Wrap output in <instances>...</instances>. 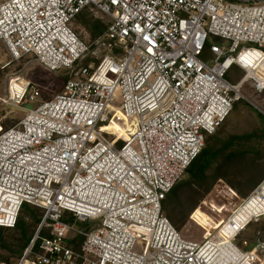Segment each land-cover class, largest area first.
<instances>
[{
	"label": "built area",
	"instance_id": "2783aa9c",
	"mask_svg": "<svg viewBox=\"0 0 264 264\" xmlns=\"http://www.w3.org/2000/svg\"><path fill=\"white\" fill-rule=\"evenodd\" d=\"M85 10L107 24L90 43L72 27ZM0 43L66 77L0 132V227L25 204L43 211L14 264H264V230L242 247L241 231L191 242L164 212L240 98L227 74L264 90V0H3ZM16 78L9 100L38 102ZM258 195L264 180L242 204Z\"/></svg>",
	"mask_w": 264,
	"mask_h": 264
},
{
	"label": "rangeland",
	"instance_id": "374dc122",
	"mask_svg": "<svg viewBox=\"0 0 264 264\" xmlns=\"http://www.w3.org/2000/svg\"><path fill=\"white\" fill-rule=\"evenodd\" d=\"M88 13L93 17L96 16L94 12L89 11ZM88 13L85 15L90 17ZM97 16L95 18L101 17L100 14ZM103 20L106 22L105 19ZM72 27L85 42L90 43L94 40L90 28L85 27L81 20L77 19ZM252 56L253 59H259L260 53L252 54ZM16 77L30 81L39 87L42 97L38 102L21 105L9 100V84L11 79ZM244 77L245 73L236 67L229 72L228 80L238 90L233 91L232 96L236 97L238 92L240 98L221 128L208 137L206 147L219 146L221 141L229 135L254 132L261 134L258 138L244 143L238 161L227 163L220 170L214 165L208 171L209 179L205 181L208 183L202 185L191 183L187 171L182 176L178 184L184 185L180 187L177 195L167 200L165 213L182 238L187 241L202 242L217 234L220 240H227L232 238V234L241 231L234 242L242 247L244 241L248 243L252 241L257 230H264V217L249 226H247L248 223L237 232H232L230 226L233 224L230 220L239 206L264 180V90L258 91L253 81L244 79ZM65 80L66 77L50 72L33 56L15 59L0 43V132L2 129L8 130L22 119L25 112L23 108H34L38 103L47 101L58 94L63 89ZM216 174H219L221 178L212 183ZM208 185L210 189L205 191ZM233 186L240 188V191L238 192ZM226 187L231 188L229 195ZM33 213L42 214L41 211L35 209H24L20 214L21 220L27 225L29 234L33 233L36 228L32 218ZM221 222L217 230L210 231L212 223L218 225ZM23 243L20 230L6 228L1 230L0 256L15 257V259L10 258L11 263L14 264L19 254L10 249L19 251Z\"/></svg>",
	"mask_w": 264,
	"mask_h": 264
},
{
	"label": "trees",
	"instance_id": "16d2710c",
	"mask_svg": "<svg viewBox=\"0 0 264 264\" xmlns=\"http://www.w3.org/2000/svg\"><path fill=\"white\" fill-rule=\"evenodd\" d=\"M88 12H89L88 10L83 11L81 14H79L77 16L76 20L77 19L81 20L82 24L85 25V27L90 28V30L94 36V40H95L98 36H100L101 34H103L106 31L107 24L103 19L95 18V17L91 16ZM87 13L89 14L90 17L85 15ZM219 41H220L219 39H216L215 43H217ZM210 47H211V43H207L205 51L202 54L203 60H207L211 56ZM228 74L226 76L227 80H228ZM2 130H4V129H2ZM260 134H261L260 132H254V133L244 134V135H229L224 140H222L221 144L217 147L210 146V145L206 147V143H205V147L203 148V150L201 151L199 156L191 163V165L187 169V173L189 174L191 183L196 184V185H202L204 183H208V182H205L207 179H209L208 171L210 169H212V167H214V165H216V167H218L217 169L220 170L225 164L231 163L234 161H238V159H240L241 151H242V147H243L244 143H246L247 141L258 138L260 136ZM219 178H221V176L219 174H216L214 176V178L212 179V183L215 182ZM183 185L177 184L174 187V189L168 194V196L164 202V212H165V204H166L167 200L172 198L174 195H177L179 190L181 189L180 187H182ZM209 189H210V186L208 185V187L205 191H208ZM230 189L231 188H227V194H228ZM235 189L238 192L240 191L239 190L240 188H238V187H236ZM24 209L39 210L42 212V214H40V215H37V213L32 214L33 215L32 218L35 221L36 228H35L34 232L31 234H29V230L27 228V225L25 224V222H23V220H21L20 215H19V218H18V221H17L15 228H13V229L6 228L9 230H15V229L20 230L22 238L24 240V243H23V245L19 251H14V250L10 249L12 252L19 254V256L16 257V260L20 257L22 252L30 244V242L33 239V237L37 231V228L41 222V219L43 217V211L38 207L29 205V204H25L22 207L20 214L22 213V211H24ZM221 224H222V222L219 223L218 225L212 223L210 226V231L217 230ZM3 229H5V228L0 227V233H1V230H3ZM41 235H42V233H41ZM43 235H44V233H43ZM4 246L8 248V246H6L5 244H4ZM0 257L3 261L9 262V263H11V259H15V257L13 258V256L12 257L0 256Z\"/></svg>",
	"mask_w": 264,
	"mask_h": 264
},
{
	"label": "bare ground",
	"instance_id": "6f19581e",
	"mask_svg": "<svg viewBox=\"0 0 264 264\" xmlns=\"http://www.w3.org/2000/svg\"><path fill=\"white\" fill-rule=\"evenodd\" d=\"M18 80L19 79L16 78L13 81L12 91L14 92V95L15 91H20L22 88L21 83ZM263 213L264 200L260 195L253 197L251 200L247 201L244 204H241L230 220L233 223L232 225H230L232 232L240 231L241 228L251 222L252 218L260 216ZM219 241L221 240L219 239ZM225 241L230 242V239H227Z\"/></svg>",
	"mask_w": 264,
	"mask_h": 264
},
{
	"label": "snow or ice",
	"instance_id": "6c2138e0",
	"mask_svg": "<svg viewBox=\"0 0 264 264\" xmlns=\"http://www.w3.org/2000/svg\"><path fill=\"white\" fill-rule=\"evenodd\" d=\"M145 39H147V37H145Z\"/></svg>",
	"mask_w": 264,
	"mask_h": 264
}]
</instances>
